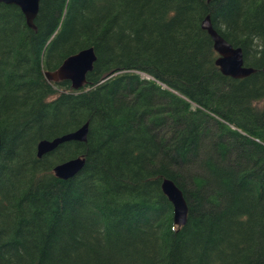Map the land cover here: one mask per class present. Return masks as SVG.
<instances>
[{
  "label": "trees",
  "instance_id": "trees-1",
  "mask_svg": "<svg viewBox=\"0 0 264 264\" xmlns=\"http://www.w3.org/2000/svg\"><path fill=\"white\" fill-rule=\"evenodd\" d=\"M206 16L253 74H221ZM263 22L264 0H39L32 29L0 4V264H264ZM85 48L81 90L47 80Z\"/></svg>",
  "mask_w": 264,
  "mask_h": 264
},
{
  "label": "water",
  "instance_id": "water-1",
  "mask_svg": "<svg viewBox=\"0 0 264 264\" xmlns=\"http://www.w3.org/2000/svg\"><path fill=\"white\" fill-rule=\"evenodd\" d=\"M0 4L14 5L22 12L29 28H34V20L39 9V0H0ZM264 25V22H263ZM201 28L207 32L213 42V48L218 55L215 65L222 75L242 79L255 72L251 67H246L243 52L239 47H233L213 28L210 17L206 16ZM96 55L93 48H85L68 56L54 72H46L48 81H68L74 91H79L86 84V76L93 70ZM264 72V66L262 68ZM88 122L75 131L63 134L52 140H41L37 143V157L42 158L56 150L60 145L68 142L85 143L88 136ZM1 146V137H0ZM85 165L84 157H76L61 162L53 167L56 178L67 180L77 175ZM161 190L173 208V222L181 227L186 224L188 207L182 191L170 179H163Z\"/></svg>",
  "mask_w": 264,
  "mask_h": 264
}]
</instances>
